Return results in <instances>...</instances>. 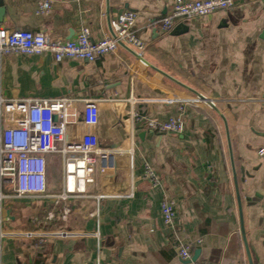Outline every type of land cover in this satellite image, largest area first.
<instances>
[{
  "label": "crops",
  "instance_id": "1",
  "mask_svg": "<svg viewBox=\"0 0 264 264\" xmlns=\"http://www.w3.org/2000/svg\"><path fill=\"white\" fill-rule=\"evenodd\" d=\"M39 1L2 0L0 27L72 39L87 26L99 40L111 33L108 4L112 20L135 10V28L146 43L143 57L215 102L228 122L254 264H264V156L258 154L264 146V0H237L230 9L183 20L170 32L160 31L157 21L174 0H51L44 14L37 11ZM0 89L7 98H74L81 111L85 100L98 99L100 124L69 126L67 138L96 131L102 146L124 152L116 171L98 172L79 196L6 199L3 229L9 234L2 238L0 264H94L98 246L102 264H187L174 247L179 241L192 243L209 264H249L222 117L127 44L94 62H58L51 52L4 55ZM131 96L135 104L120 101ZM181 113V133L148 127L150 119ZM145 162L160 178L158 186L144 177ZM132 184L133 197L117 196ZM61 185L48 180L51 192ZM165 199L176 206L173 225L163 220ZM25 231L47 236L38 245L39 237H24Z\"/></svg>",
  "mask_w": 264,
  "mask_h": 264
},
{
  "label": "built area",
  "instance_id": "2",
  "mask_svg": "<svg viewBox=\"0 0 264 264\" xmlns=\"http://www.w3.org/2000/svg\"><path fill=\"white\" fill-rule=\"evenodd\" d=\"M237 0H174L168 13L157 21L162 32H170L183 20L203 18L214 12L227 10L235 6ZM52 9L51 0H40L37 5L39 13H47ZM138 13L132 9L120 12L112 20V33L99 40L91 37V29L84 26L72 39L56 38L45 31L29 29H7L0 27V59L4 55H40L51 52L56 61L65 58H78L94 62L102 56L114 52L122 44H127L137 54L143 56L145 41L136 30ZM138 99L131 96L122 102L135 104ZM183 113V108L181 107ZM172 115L166 120H148V127L159 133H181L185 129L183 114ZM137 120L143 119L137 112ZM101 121L98 99L85 100L81 111L76 99L70 97L45 98H7L0 89V259L2 238L9 233L3 229L4 201L10 197L46 196L68 200L87 192V187L96 181L98 172L116 171L120 160L124 157L122 150L101 145L99 134L88 131L81 138H67L69 126L81 123L96 127ZM131 164L134 167V150H129ZM264 156V146L258 150ZM59 155L61 158L62 185L57 192L49 191L48 156ZM144 177L153 186L160 184V178L145 162ZM12 190V192L8 190ZM118 197H133V184ZM101 199V196L98 198ZM70 210L65 207L64 214ZM161 212L166 225H173L176 220L174 201L165 199L161 204ZM27 237H39L38 245L46 238V233L36 234L31 231L21 232ZM99 237V232L96 233ZM202 239L198 240V243ZM179 257L187 264H209L199 256L194 258V246L190 242L174 244ZM94 264H102L100 246Z\"/></svg>",
  "mask_w": 264,
  "mask_h": 264
},
{
  "label": "water",
  "instance_id": "3",
  "mask_svg": "<svg viewBox=\"0 0 264 264\" xmlns=\"http://www.w3.org/2000/svg\"><path fill=\"white\" fill-rule=\"evenodd\" d=\"M2 3H3L2 0H0V12L4 10V7H3V4ZM107 17H108L110 32L114 35V31H113V28H112V19H111V15H110L109 4H108V14H107ZM121 45H122V43H121ZM132 51L136 54V56L138 58L143 59L152 68H154V69L162 72L165 76H167L171 80H173L176 83L180 84L181 86L187 88L188 90H190L191 92H193L199 99L206 101L222 117V119L224 121V124H225V127H226L228 144H229V149H230L231 162H232V168H233V173H234L236 193H237L238 205H239V215H240L241 233H242L244 245H245V248H246V253H247V257H248L249 264H254V260H253V257H252V253H251V250H250V246H249L248 238H247V234H246V228H245V223H244V211H243L242 198H241V194H240V189H239V184H238V178H237V172H236V167H235V163H234V156H233L232 145H231V140H230V133H229L228 122H227V119H226L225 115L221 112V110L217 107V105L215 104V102L213 100H211L210 98L206 97L204 94H202L198 90H196V89L188 86L187 84H185L182 81L178 80L177 78L173 77L169 73H167V72L163 71L162 69L158 68L157 66L153 65L152 63H150L149 61H147L143 56L137 54L133 49H132ZM199 254H200L199 252H195L194 258H197L199 256Z\"/></svg>",
  "mask_w": 264,
  "mask_h": 264
},
{
  "label": "rangeland",
  "instance_id": "4",
  "mask_svg": "<svg viewBox=\"0 0 264 264\" xmlns=\"http://www.w3.org/2000/svg\"><path fill=\"white\" fill-rule=\"evenodd\" d=\"M52 155H50L51 157ZM54 163L51 164V167L49 168V175L52 180V182L54 183V186L55 187H58L59 185V182L62 181V174H61V158L59 155H56V156H52L51 158ZM10 192H12V190H8ZM5 216V215H4ZM6 218H4L5 220ZM7 224H4V229H7L6 228ZM12 226L13 227H17L19 226L18 222H14L12 223ZM22 227V226H21ZM26 232V231H25ZM25 237V235H23ZM25 239V238H24Z\"/></svg>",
  "mask_w": 264,
  "mask_h": 264
}]
</instances>
